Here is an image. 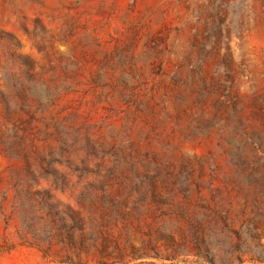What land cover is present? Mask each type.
<instances>
[{
	"label": "rangeland",
	"instance_id": "374dc122",
	"mask_svg": "<svg viewBox=\"0 0 264 264\" xmlns=\"http://www.w3.org/2000/svg\"><path fill=\"white\" fill-rule=\"evenodd\" d=\"M0 264H264V0H0Z\"/></svg>",
	"mask_w": 264,
	"mask_h": 264
}]
</instances>
